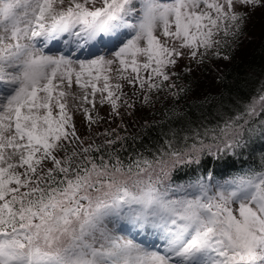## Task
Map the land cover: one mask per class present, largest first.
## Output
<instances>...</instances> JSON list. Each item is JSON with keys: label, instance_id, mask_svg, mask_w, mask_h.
Listing matches in <instances>:
<instances>
[{"label": "snow or ice", "instance_id": "obj_1", "mask_svg": "<svg viewBox=\"0 0 264 264\" xmlns=\"http://www.w3.org/2000/svg\"><path fill=\"white\" fill-rule=\"evenodd\" d=\"M257 9L264 0H0V264H264V164L173 182L180 165L264 139V84L235 108L205 97L212 119L173 104L145 121L160 130L142 150L124 124L138 103L186 94L178 60L221 58ZM120 33L85 58L49 48ZM105 105L121 123L94 131Z\"/></svg>", "mask_w": 264, "mask_h": 264}, {"label": "trees", "instance_id": "obj_2", "mask_svg": "<svg viewBox=\"0 0 264 264\" xmlns=\"http://www.w3.org/2000/svg\"><path fill=\"white\" fill-rule=\"evenodd\" d=\"M245 28L238 37L236 43L222 50V56L227 55L229 59H222L223 64L216 78V88L211 92L206 91L199 98L188 96L189 92L181 95L177 101L171 97L165 98L164 95L155 99L150 105V110L145 121L151 123L153 120L161 119V114L166 108H171L173 104L188 114L192 119H196L201 114L207 115L212 119L216 115L217 102L200 106V101L205 97H215L231 108L237 107L238 103L247 101L257 93V90L264 84V34L258 44L254 45L250 51L241 54V36L245 34ZM171 99V100H169ZM223 111L229 112L226 107ZM229 114H232L229 112ZM173 126H176L175 124ZM142 127L133 132H127L128 135H141L142 139L128 141L129 145H135L137 150H142L141 145H148L151 140L157 137L159 127L153 126L145 131ZM131 151V148H129ZM264 164V139L254 136L247 148L238 152L236 155H220L216 157L203 156L199 165H180L173 173V182L180 184L188 181L195 175H206L208 171L212 172L216 178L230 176L234 173H240L249 168L260 170Z\"/></svg>", "mask_w": 264, "mask_h": 264}, {"label": "rangeland", "instance_id": "obj_3", "mask_svg": "<svg viewBox=\"0 0 264 264\" xmlns=\"http://www.w3.org/2000/svg\"><path fill=\"white\" fill-rule=\"evenodd\" d=\"M245 34L241 36V54L247 53L250 51L254 45L258 44L262 35L264 34V10L257 9L255 14L247 21L244 26ZM116 44L112 50H115ZM54 52V51H52ZM101 52V51H100ZM99 51L94 52L99 54ZM223 53V52H222ZM90 55V54H89ZM88 55V56H89ZM87 57V56H86ZM85 58V57H84ZM223 58H209L206 59L202 64L197 65L194 61L189 60L187 57L178 60L177 66L174 69L178 73V78H174L175 83L178 86H186L189 88V95L193 98H199V96L206 94V91H212L216 88V78L223 64ZM222 63V64H221ZM191 69L190 71H185V69ZM74 91H78L75 85L73 87ZM130 91V89H127ZM187 92V93H188ZM159 96L164 95L165 93L158 94ZM170 97V96H169ZM168 97V98H169ZM155 100V99H154ZM171 100V99H169ZM88 107H91L88 105ZM99 108V106H97ZM150 106L140 107L139 103L137 104L136 110L131 116H126L124 119V124L127 127V132H133L139 130L145 123L147 119V114ZM110 107L105 105L103 108H99V115L104 119L98 125H93L94 131H103L105 128H114L121 123L120 119L117 118L112 122L110 116ZM95 115V113H93ZM74 121L78 131L87 133V121L84 118L82 112L74 111ZM121 134H124V130L120 129Z\"/></svg>", "mask_w": 264, "mask_h": 264}]
</instances>
